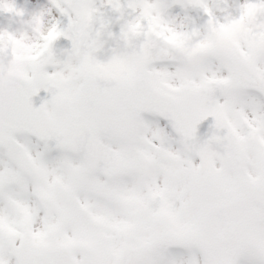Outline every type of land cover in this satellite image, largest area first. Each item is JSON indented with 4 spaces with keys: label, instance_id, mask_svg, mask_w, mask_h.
I'll return each mask as SVG.
<instances>
[{
    "label": "snow or ice",
    "instance_id": "1",
    "mask_svg": "<svg viewBox=\"0 0 264 264\" xmlns=\"http://www.w3.org/2000/svg\"><path fill=\"white\" fill-rule=\"evenodd\" d=\"M0 0V264H264V0Z\"/></svg>",
    "mask_w": 264,
    "mask_h": 264
},
{
    "label": "rangeland",
    "instance_id": "2",
    "mask_svg": "<svg viewBox=\"0 0 264 264\" xmlns=\"http://www.w3.org/2000/svg\"><path fill=\"white\" fill-rule=\"evenodd\" d=\"M18 7L25 8L28 12H41L47 9H52L51 14L48 16L50 22L62 19L59 12L52 7L51 0H15ZM16 27V23L9 14H0V26L8 27L9 24Z\"/></svg>",
    "mask_w": 264,
    "mask_h": 264
}]
</instances>
